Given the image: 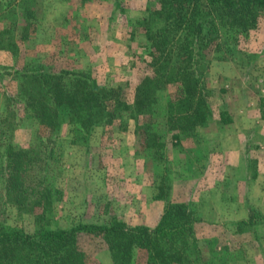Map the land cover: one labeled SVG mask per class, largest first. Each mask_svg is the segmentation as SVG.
<instances>
[{
	"label": "rangeland",
	"instance_id": "1",
	"mask_svg": "<svg viewBox=\"0 0 264 264\" xmlns=\"http://www.w3.org/2000/svg\"><path fill=\"white\" fill-rule=\"evenodd\" d=\"M158 1L43 0L40 13L30 4L24 9L20 4L15 31L19 52L14 58L0 51V95L16 89L11 78L15 69L34 62L90 70L99 84L121 86L131 99L134 86L152 77L156 67L149 63V49L141 46L140 28L132 32V22L157 7ZM29 9L32 16L26 13ZM202 47L211 62L205 83L214 113L178 140L171 142L167 135L169 199L194 204L195 235L201 246L215 240L217 250L228 247L236 257L229 264H264V20L245 40L216 38L206 30ZM181 92L179 85H168L159 95L157 109H162L168 94ZM223 112L226 122L221 119ZM163 122L161 116L155 121L159 133ZM36 124L26 122L15 131V139L21 144L30 142ZM138 124L129 119L126 130L118 120L97 127L84 144L75 141L69 124L63 123L55 161L59 165L56 185L62 196L54 204L52 228L91 226L115 216L129 226L156 225L166 196L159 195L157 169ZM225 135L241 137L239 147H233L237 146L233 141L220 151L219 138ZM227 187L232 193L226 194ZM227 198L234 204L228 206ZM240 219L248 223L243 233H236L235 223ZM5 220L29 233L36 225L32 215L19 216L12 206ZM77 242L90 264H112L105 242L95 232H79ZM130 264H145L137 250Z\"/></svg>",
	"mask_w": 264,
	"mask_h": 264
},
{
	"label": "trees",
	"instance_id": "2",
	"mask_svg": "<svg viewBox=\"0 0 264 264\" xmlns=\"http://www.w3.org/2000/svg\"><path fill=\"white\" fill-rule=\"evenodd\" d=\"M20 4L23 9L30 4L40 13L43 0H0V21L4 22L0 51L14 58L19 52L15 31ZM26 13L33 14L30 9ZM261 20L264 0H159L157 7L132 22V32L140 28L141 46L149 49V63L156 67L152 77H144L134 86L131 99L121 86L99 84L90 70L34 62L15 69L11 78L16 89L0 95V264H90L77 242L83 230L102 238L112 264H130L136 250L145 264L234 261L228 247L216 249L215 240L200 245L192 202L169 199L166 137L169 134L171 142L178 140L182 133L193 132L213 116L205 83L211 62L203 52V33L208 30L216 38L245 40ZM168 85H179L182 92L168 94L158 110L159 95ZM224 115L221 113V119L226 122ZM160 116L164 129L159 133L155 121ZM129 119L141 122L138 127L142 126L145 146L151 150L152 165L157 169L159 195L166 196L156 225L129 226L115 216L91 226L80 223L52 228L54 204L62 196L56 185L59 165L55 161L63 123L69 124L75 141L87 144L95 128L118 120L126 130ZM26 122L38 126L32 140L21 144L14 133ZM9 206L19 216H33L36 225L32 233L7 224ZM247 223L237 221L236 233H243Z\"/></svg>",
	"mask_w": 264,
	"mask_h": 264
},
{
	"label": "crops",
	"instance_id": "3",
	"mask_svg": "<svg viewBox=\"0 0 264 264\" xmlns=\"http://www.w3.org/2000/svg\"><path fill=\"white\" fill-rule=\"evenodd\" d=\"M0 29H1V27H0ZM249 122H250V121H248L247 124H248ZM230 136H231V135H229V136H228V135H225V136H221V138H219V139H221L222 144H223V147L220 148V151L226 149V148H225V146H226L225 143H229V144H231L233 141H235V142L237 143V146L235 145V146H233V147H239L238 144H239V140H241V137H236L235 135H234V136L232 135L231 137H230ZM218 137H219V135H218ZM215 144H216V143H215ZM229 144H228V145H229ZM211 148H212V146H211ZM218 148H219V146L214 145V149H216V151L219 150ZM222 152H223V151H222ZM226 152H227V151H226ZM246 176H247V178L249 179V176H248V175H246ZM246 176H245V178H246ZM245 180H246V179L243 178V181H244V182H245ZM231 190H232V188L227 187V188L225 189L226 194H229V192L232 193ZM243 190H244V189H242V192H243ZM233 195H235V194L233 193ZM227 199H229L228 202L226 203L228 206L234 204V200H232L231 198H227ZM234 199H237V197H234ZM227 205H226V206H227ZM241 218L243 219V215L241 216ZM240 220H241V219H240Z\"/></svg>",
	"mask_w": 264,
	"mask_h": 264
}]
</instances>
